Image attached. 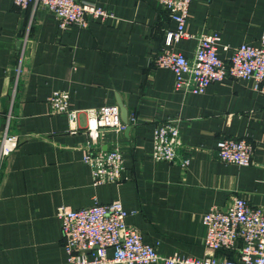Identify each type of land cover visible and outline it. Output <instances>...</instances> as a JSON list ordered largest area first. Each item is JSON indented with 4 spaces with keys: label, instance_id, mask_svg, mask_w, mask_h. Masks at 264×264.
I'll return each instance as SVG.
<instances>
[{
    "label": "crops",
    "instance_id": "0c3cea01",
    "mask_svg": "<svg viewBox=\"0 0 264 264\" xmlns=\"http://www.w3.org/2000/svg\"><path fill=\"white\" fill-rule=\"evenodd\" d=\"M79 1L114 18L62 29L42 6L0 0V143L5 132L20 138L0 168V264H66L57 209L114 201L162 255H211L203 216L212 207L226 210L234 196H244L264 210V95L252 81L232 78L204 94L177 90L173 71L154 65L167 32L177 28L161 0ZM187 30L194 37L174 44L176 52L193 58L200 36L217 33L220 57L228 60L233 48L260 42L264 0H193ZM56 92H68L70 109L79 113L74 132L66 114H51ZM119 102L127 128L101 130L93 148L118 146L125 180L94 186L83 162L94 142L87 111ZM168 121L178 123L187 167L153 156L155 131ZM222 138L253 144L252 165L219 160Z\"/></svg>",
    "mask_w": 264,
    "mask_h": 264
},
{
    "label": "built area",
    "instance_id": "2783aa9c",
    "mask_svg": "<svg viewBox=\"0 0 264 264\" xmlns=\"http://www.w3.org/2000/svg\"><path fill=\"white\" fill-rule=\"evenodd\" d=\"M193 0H161L163 8L176 24L168 31L165 47L156 56L154 65L170 69L176 79L177 90L192 94H204L215 82L228 78L253 82V88L264 95V31L258 44H241L233 48L230 58L219 54L221 37L217 33H205L193 58L173 49L182 39L194 36L187 30V20ZM14 4L27 9L32 4L53 12L62 29L72 25L87 28L92 20L106 21L114 15L96 4L79 0H13ZM226 50L228 47L225 48ZM69 93L56 92L49 99L51 114H66L70 130H77L78 111L69 107ZM87 129L94 142L87 146L83 162L93 174V185L121 183L125 180V159L117 146L110 150H94L101 130L124 131L121 108L106 106L87 111ZM137 123V119H133ZM20 138L5 132L0 143V168L3 161L18 147ZM184 146L176 121L161 123L155 131L153 156L156 161L176 163L181 160L180 149ZM254 146L246 139L222 138L217 143L219 160L239 166L253 163ZM190 160L182 158L187 167ZM129 212L120 201L108 204L96 203L82 209L60 206L57 216L62 224L66 264H264V210L252 206L244 196H234L226 210L212 207L204 216L207 228L205 247L211 255L192 258L181 254L162 255L146 244L143 235L127 222ZM239 243L241 245H239ZM114 251L111 256L109 251ZM218 252L227 253L220 259ZM235 252L236 256H232Z\"/></svg>",
    "mask_w": 264,
    "mask_h": 264
},
{
    "label": "water",
    "instance_id": "95a60500",
    "mask_svg": "<svg viewBox=\"0 0 264 264\" xmlns=\"http://www.w3.org/2000/svg\"><path fill=\"white\" fill-rule=\"evenodd\" d=\"M119 104H120V108H121V110H122V118H123V120L127 123V121H128V112H127V110L124 108V106H123V104H122L121 102H119Z\"/></svg>",
    "mask_w": 264,
    "mask_h": 264
}]
</instances>
